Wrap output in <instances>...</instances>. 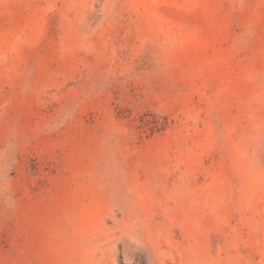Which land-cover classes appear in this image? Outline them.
Returning a JSON list of instances; mask_svg holds the SVG:
<instances>
[{"label":"rangeland","instance_id":"1","mask_svg":"<svg viewBox=\"0 0 264 264\" xmlns=\"http://www.w3.org/2000/svg\"><path fill=\"white\" fill-rule=\"evenodd\" d=\"M0 264H264V0H0Z\"/></svg>","mask_w":264,"mask_h":264}]
</instances>
